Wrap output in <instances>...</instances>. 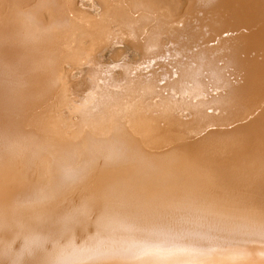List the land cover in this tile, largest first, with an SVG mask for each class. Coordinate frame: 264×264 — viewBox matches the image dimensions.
<instances>
[{"label": "bare ground", "instance_id": "bare-ground-1", "mask_svg": "<svg viewBox=\"0 0 264 264\" xmlns=\"http://www.w3.org/2000/svg\"><path fill=\"white\" fill-rule=\"evenodd\" d=\"M0 264H264V0H0Z\"/></svg>", "mask_w": 264, "mask_h": 264}, {"label": "snow or ice", "instance_id": "snow-or-ice-1", "mask_svg": "<svg viewBox=\"0 0 264 264\" xmlns=\"http://www.w3.org/2000/svg\"><path fill=\"white\" fill-rule=\"evenodd\" d=\"M25 247H27V245H25Z\"/></svg>", "mask_w": 264, "mask_h": 264}]
</instances>
